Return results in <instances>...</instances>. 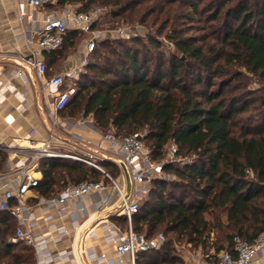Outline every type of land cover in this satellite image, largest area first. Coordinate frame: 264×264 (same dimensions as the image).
I'll use <instances>...</instances> for the list:
<instances>
[{"label": "trees", "instance_id": "obj_1", "mask_svg": "<svg viewBox=\"0 0 264 264\" xmlns=\"http://www.w3.org/2000/svg\"><path fill=\"white\" fill-rule=\"evenodd\" d=\"M69 4L83 11L106 7L113 19L146 23L152 29L149 43L159 46L154 35L164 31L180 52L153 62L125 48L122 58H113L124 43L98 40L77 92L61 112L91 115L103 132L141 133L157 160L165 159L171 144L175 157H191L183 166L172 161L165 165L175 179L152 181L134 227L149 236L162 231L167 239L160 249L140 253L137 264H185L177 242L206 253L214 248V258L221 250H232L235 236L252 240L264 232V94L252 97L254 92L245 90L247 75L238 70L245 67L264 90V0H57L46 8ZM205 13L216 24L199 36L187 35L185 19ZM78 34L70 29L63 46L49 53H63ZM99 50L105 66L96 62ZM220 76L224 78L216 80ZM2 154L0 167L6 161ZM104 164L113 175L120 174L115 163ZM41 167L40 195L57 192L67 177L73 183L104 178L70 159L43 160ZM11 221L16 224L10 213L0 212V258L7 259L0 264H35L32 247L7 244L10 234L5 230ZM215 231L223 233L226 243L211 241Z\"/></svg>", "mask_w": 264, "mask_h": 264}, {"label": "built area", "instance_id": "obj_2", "mask_svg": "<svg viewBox=\"0 0 264 264\" xmlns=\"http://www.w3.org/2000/svg\"><path fill=\"white\" fill-rule=\"evenodd\" d=\"M56 2L27 0L33 9L46 8ZM101 11L100 6H95L91 11L74 9L64 10L61 15L48 13L42 27L33 29L27 36L36 55L59 50L70 24L77 32L88 34L87 56L78 67L49 76L44 61L27 60L45 92L47 137L38 143L31 138L25 142H0V152H6L8 158L15 161L12 167L0 173L3 189L0 212L7 211L16 220L7 244L23 243L32 247L36 264H137L140 253L160 249L167 239L162 231L149 236L135 230L134 221L150 193L152 181L173 177L164 167L173 161L176 146L171 144L165 159L157 160L141 133L120 136L114 129L106 132L98 129L91 115L75 121L61 115L78 90L88 54L104 36L101 29L94 27ZM115 32L129 39L146 34L148 29L140 25L133 31L129 26H120ZM16 73L25 88L29 77L23 66ZM21 95L25 96L24 90ZM75 126L99 130V140L73 132L71 128ZM47 159L77 161L101 172L104 178L67 183L51 195H40L37 188L44 177L41 162ZM105 161L118 165L120 174L113 175ZM89 196L93 198L86 203ZM53 208L57 209L59 217L69 219L70 226L54 221ZM43 224H46L44 229ZM101 237L108 241L114 255L97 252L95 246ZM187 246L191 244L177 246V251L190 262L188 264H257L264 253V232L252 240L235 236L232 250H221L214 258L213 252L205 256L200 248L191 253ZM211 259H215L214 263Z\"/></svg>", "mask_w": 264, "mask_h": 264}, {"label": "crops", "instance_id": "obj_3", "mask_svg": "<svg viewBox=\"0 0 264 264\" xmlns=\"http://www.w3.org/2000/svg\"><path fill=\"white\" fill-rule=\"evenodd\" d=\"M77 6L69 4L55 12L47 8L33 9L27 0H0V142H25L27 138H31L38 143L47 137L49 121L44 109L46 106L45 92L35 75V70L29 67L27 60L36 58L44 61L48 69L47 74L50 76L82 65L87 56L86 42L76 53H70L66 57L63 53L49 52H39L33 55L34 48L28 43L27 36L33 29L42 27L43 20L48 13L61 15L64 10H74ZM70 29H72L71 24ZM20 66H23L29 77L25 88L16 73ZM23 90L24 97L21 95ZM66 129L68 131L67 127ZM71 130L85 137L99 140L100 132L95 128L75 126ZM14 163L13 159L8 158L4 171L12 167ZM92 198L93 196H89L85 202L89 203ZM2 199L3 189L0 187V200ZM36 212L39 213L38 210ZM51 212L57 224L70 226L69 219L59 217L56 208H53ZM45 227L46 224L41 226L42 229ZM95 248L97 252L114 255L109 250V243L104 237L100 238ZM202 252L206 256L213 251L211 249L208 253L203 250ZM185 261L187 264L190 263L186 259ZM210 261L214 263L212 259ZM257 264H264V253Z\"/></svg>", "mask_w": 264, "mask_h": 264}, {"label": "rangeland", "instance_id": "obj_4", "mask_svg": "<svg viewBox=\"0 0 264 264\" xmlns=\"http://www.w3.org/2000/svg\"><path fill=\"white\" fill-rule=\"evenodd\" d=\"M76 9H79V7H75ZM102 11L98 14V17L95 21L96 23V28L101 29L103 31V39H110L113 40L112 45L113 46H118V43H124V47H118V50H116V53L113 54L114 57L113 58H122V52L125 48H131L133 51H135L136 53L139 54V57L142 58L143 56L146 58H150L153 62H156V58L157 57H162L164 59H169L173 54H177L180 55V52L177 51L174 46H173V42L171 40L168 39V37H166L165 32H156L154 36H157L160 45L159 46H154L153 44L149 43L148 41V35L152 32V29L150 28V26H148L146 23H136V22H127L124 21L122 19L119 20V18L113 19L108 13H107V8L106 7H101ZM62 9H53L52 11H59ZM208 13L202 14L201 16L198 17H194V19H189L184 21V23L186 24L185 26H187L189 28V30L187 31V35L192 36H199L201 34H204L206 32H208V26H210V24H216V23H211L210 21H208V19L206 18ZM152 16L150 15L147 18V22H150V20H152ZM144 26L145 28L148 29V32L142 36H137V37H131L129 39L124 38L119 36L115 30L120 27V26H129L133 31L136 30V28L138 26ZM135 38H139L140 41H135ZM88 39V34L86 33H81L78 34L76 39H75V44L73 46H66L64 47V51H63V55L64 57H66L67 55H69L70 53L74 54L76 53L81 46H83V44L86 42V40ZM209 41H213V38H210ZM100 51H98V53L96 54V57H98L100 55ZM103 54V53H102ZM90 54H88V59H89ZM101 57V58H100ZM91 58V57H90ZM96 62L98 64V66H105L104 64V60L102 56H99L98 59H96ZM233 70H236V68H238L237 66H233L231 67ZM238 70L244 72L247 75V78H245L244 80V85H245V90H251L254 93L252 94V97L254 96H259L264 94V90H262V83H260L257 79L256 76H253L251 73H248L245 69V67H239ZM98 70L95 71V74H98ZM221 78H224V76H220L217 77L216 80H221ZM251 97V98H252ZM63 118H70L71 121H75L78 118H80V116H76V117H69L67 114L62 116ZM109 131V130H106ZM116 132V131H115ZM142 133H144V131H141ZM169 147H167V151L169 152ZM2 153V152H0ZM168 155V153H167ZM5 157L6 161L4 162V164L0 167V171H4V169L6 168V162L8 160V155L6 152H3V154L1 155V157ZM191 161V157L185 156V157H181V156H177L174 157L172 162H175L178 165L183 166L185 163L190 162ZM67 183H73L72 180L69 179V177H67ZM175 179L174 177L169 178V180H173ZM147 199V198H146ZM222 218H224V213H221ZM16 224H14V221H11V225L6 227L5 233L6 234H10V236L12 235L11 233L14 231V227ZM9 236V237H10ZM8 239V237H7ZM211 241L213 242H217L219 241L221 242H225L226 240L224 238L223 233L220 232H213L211 233ZM183 243H179L177 242L176 245V249L177 246H182ZM187 250L190 251L191 253L195 252V250L197 249H191V247L187 246ZM212 251H214V248H212ZM0 260H7L6 258L1 259ZM187 264V263H185Z\"/></svg>", "mask_w": 264, "mask_h": 264}]
</instances>
